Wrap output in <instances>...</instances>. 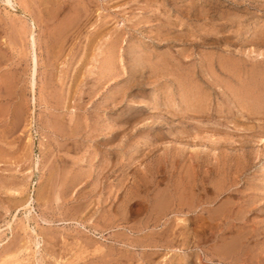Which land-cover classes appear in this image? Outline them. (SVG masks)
I'll return each instance as SVG.
<instances>
[{"label":"rangeland","instance_id":"374dc122","mask_svg":"<svg viewBox=\"0 0 264 264\" xmlns=\"http://www.w3.org/2000/svg\"><path fill=\"white\" fill-rule=\"evenodd\" d=\"M11 1L0 264H264V0Z\"/></svg>","mask_w":264,"mask_h":264},{"label":"bare ground","instance_id":"6f19581e","mask_svg":"<svg viewBox=\"0 0 264 264\" xmlns=\"http://www.w3.org/2000/svg\"><path fill=\"white\" fill-rule=\"evenodd\" d=\"M13 2L11 0H7V4L8 5H11ZM34 29V25L32 26V28H30V34H29V37H30V42H31V46H32V49L34 50L35 49V46H36V41H35V36H34V33L32 32ZM29 32V31H28ZM33 61H32V64H34L32 66L33 68V71L31 73V87L32 89L35 88V77H36V74H37V71H36V68H37V58H36V55H33ZM109 143V142H108ZM106 145V144H105ZM109 145V144H107ZM188 176V175H187ZM213 183V182H212ZM232 186V185H231ZM220 187V186H219ZM17 191V190H16ZM200 192V191H199ZM191 195V194H190ZM192 197V196H191ZM186 199V198H185ZM199 199V198H198ZM183 201V200H181ZM191 204V203H190ZM193 205V204H192ZM198 205V204H197ZM200 206V205H199ZM191 210V209H190ZM197 211V210H196ZM193 214V213H192ZM189 234V233H188ZM202 234V233H201ZM205 234V233H204ZM243 234V233H242ZM196 236V235H195ZM229 238V237H228ZM189 244V243H188ZM230 247V246H229ZM203 253V252H202ZM222 253V252H221ZM207 255V254H206ZM201 256V255H200ZM198 261V260H197ZM218 263V262H217ZM2 264H7L6 262H3Z\"/></svg>","mask_w":264,"mask_h":264}]
</instances>
